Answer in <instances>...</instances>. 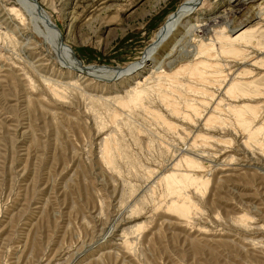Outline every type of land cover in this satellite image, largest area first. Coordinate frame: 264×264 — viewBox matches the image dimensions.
I'll return each mask as SVG.
<instances>
[{
    "label": "rangeland",
    "instance_id": "1",
    "mask_svg": "<svg viewBox=\"0 0 264 264\" xmlns=\"http://www.w3.org/2000/svg\"><path fill=\"white\" fill-rule=\"evenodd\" d=\"M186 1L37 0L82 66L111 68ZM18 3L0 0V264H264V0H202L211 54L109 80L69 71ZM200 60L210 83L165 79Z\"/></svg>",
    "mask_w": 264,
    "mask_h": 264
},
{
    "label": "bare ground",
    "instance_id": "2",
    "mask_svg": "<svg viewBox=\"0 0 264 264\" xmlns=\"http://www.w3.org/2000/svg\"><path fill=\"white\" fill-rule=\"evenodd\" d=\"M18 1L20 3L21 7L23 8L25 16H27V20L29 21L32 29L37 34L44 37L45 39L50 40L51 41L50 44H52L53 48L55 49V52H57L60 56L59 59H60L61 63H63V65H67V69L69 71L76 72L77 75H79L81 77L87 76V77H91V78L97 79V80H99V78L109 80L112 78H119V77L122 78L123 76L125 78L126 77L132 78L133 74L135 72L137 73V71H139L144 65H147L148 61L151 64L152 63H156V64L164 63L165 64V61L167 59H170L171 57H174L175 55L182 53V51L186 52L189 48H190L189 49L190 51L187 52V54L184 58L185 61H191L197 55L211 54V48H210V46H208L209 44H202V42L201 43L199 42V44H195V46H192V44H191V41L193 40V36H195L197 28L199 25L197 24V22L193 23V22L189 21V17L198 8V5H200L202 0H187L186 2L181 4L179 9L175 13L170 15V17L167 19L163 28L157 34L156 38L145 49V51H144L143 55L141 56V58L139 59V61L136 63H132V65H130L127 68H118V67L117 68H111V67H106V66H88V67L82 66L81 62L75 57L73 51L68 46L63 44L62 37H61V31L50 20V18L46 14L45 10L39 5L37 0H18ZM258 14H259V12H257L256 15H258ZM177 28H181V29L177 30ZM176 30H177V32H179V35L174 34L173 36H171ZM243 35L244 34L237 35V36L235 35V37H233V36L228 37V39L232 42L237 41V40L242 39L240 37H242ZM168 36H171V37L167 38ZM230 41H228V42H230ZM225 43H227V41ZM158 49H161V50L165 49V51L163 52L161 57L154 55ZM182 54H184V53H182ZM189 58H191V60H189ZM208 67H209V64L206 61H201V60L195 61L192 63L179 64V66L176 70L167 71L165 73L164 77H166L165 79L168 82H170L171 84H177L178 83V81H179L177 79L178 74H185V75H187V77L189 76V78L192 79L193 81H201V82L203 81L205 83H210L211 78L206 76V71H205V69H207ZM156 68H157V65H156ZM203 82H202V84H203ZM184 86H185V84H184ZM187 87L191 91L204 89V88L200 89L201 87L197 88L196 86H193V85H190ZM219 87H221V86H219ZM163 99H166V98L163 97ZM176 105L177 104H174V103L170 104L172 111L175 112V114L178 113V111H179V109ZM236 109L237 108H233V110L237 111ZM194 110H195L194 112H195L196 116L200 115V111H198L197 109H194ZM211 115H213V114H211ZM161 117H160V119H161ZM161 121H160V123H161ZM204 121H205L206 126H208V127L215 125V124L219 125L222 123V122L221 123L218 122V120H216V118H214L213 116H206L204 118ZM166 124H168V123H166ZM197 138H198V134H197ZM111 141L112 140H109V139H106L104 141V147H103V151H102L103 156L108 161V163L110 161H112V158L114 156V154H113L114 147H112V145H114V144ZM111 143H112V145H111ZM116 151H117V149H116ZM184 159H186V158H184ZM186 161H188V160H186ZM188 162L190 164L193 161L189 160ZM194 163L195 162H193V164ZM169 177L171 178L170 181H173V180H175L176 176L174 177L171 174ZM177 178L178 177H176V180H177ZM181 210L183 212H189L190 208L187 206H182Z\"/></svg>",
    "mask_w": 264,
    "mask_h": 264
}]
</instances>
